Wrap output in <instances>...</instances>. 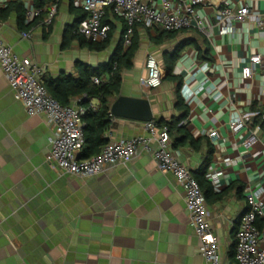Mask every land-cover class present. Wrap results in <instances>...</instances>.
<instances>
[{
  "label": "crops",
  "instance_id": "0c3cea01",
  "mask_svg": "<svg viewBox=\"0 0 264 264\" xmlns=\"http://www.w3.org/2000/svg\"><path fill=\"white\" fill-rule=\"evenodd\" d=\"M7 1L0 0V7ZM45 1L48 10L50 0ZM211 1L197 8L202 29L192 26L155 42L156 28L136 27L132 66L122 70L119 91L110 96L109 108L118 95L141 96L149 100L151 120L176 121L182 113L176 107V82L162 78L160 85L147 86L144 61L152 54L163 68V77L169 56L179 45V50L190 45L180 54L178 50L172 74L182 83L187 79L191 91L204 76L208 79L203 89L194 91L191 102L183 100L188 113L177 125L184 127L188 137L180 140L181 133L172 127L169 149L192 172L207 156V168L224 155L234 159L232 164L220 162L224 174L219 189L212 188L205 201L210 231L218 239L220 264H235L234 230L246 209L243 190L264 187V125L256 130L257 143L244 149L240 144L244 132L233 133L229 121L235 114L256 111L253 104L264 109V67L255 64L249 78L240 75L250 55L264 57V0H231L233 9L246 4L249 13L233 21L224 34L215 21L219 0ZM24 2L32 7V0ZM75 12L86 14L73 0H59L51 24L40 22L24 37L12 11L0 20V38L13 53L40 65L44 76L76 77L77 62L97 67L103 75L121 40L123 20L107 8L108 45L91 49L73 36ZM204 62L205 72L200 69ZM77 101L73 97L70 103ZM89 104L95 108L98 100L90 98ZM211 130L216 131L213 140L208 137ZM146 134L144 122L112 115L105 131L108 141ZM50 135L45 116L28 115L0 68V264H204L183 189L170 172L158 168L148 151L140 148L129 161L94 175H74L49 158ZM257 224L264 242V207Z\"/></svg>",
  "mask_w": 264,
  "mask_h": 264
},
{
  "label": "built area",
  "instance_id": "2783aa9c",
  "mask_svg": "<svg viewBox=\"0 0 264 264\" xmlns=\"http://www.w3.org/2000/svg\"><path fill=\"white\" fill-rule=\"evenodd\" d=\"M58 1L50 0L47 4L48 22L56 13ZM211 4V0H73V5L81 7L86 13L75 26L74 32L90 42L104 41L108 38L110 26L103 22V18L106 9L110 8L113 15L123 20L121 45L125 49L131 44L138 25L165 31H179L192 26L202 29L200 21L197 20V8ZM37 13V9L27 8L26 18L29 19ZM248 13L246 4L233 9L231 0H219L215 11L218 32L220 34L230 32L232 22L244 19ZM255 20L258 24L261 23L259 17L256 16ZM206 33L208 35V32ZM21 34L24 37L29 36L28 31H22ZM255 64L264 67V57L260 54H252L248 57V63L241 68L240 75L243 79L252 75ZM144 66L146 69L144 83L149 87L160 85L163 68L157 59L152 54H148ZM0 68L14 98L22 102L28 115L43 114L45 116L51 128L49 158L62 171L90 176L118 162L129 161L140 148L148 151L158 168L170 172L183 189L189 223L200 239V251L204 264H220L218 239L210 231L203 190L192 171L170 152L166 124H156L153 120L145 121L146 135L108 141L96 154L80 159L78 154L84 144L82 115L86 107L80 105L78 101L61 104L41 82L43 68L34 61L13 53L1 38ZM200 69L205 72L208 64L204 62ZM203 79L194 90L195 92L204 88L203 84L208 77L204 76ZM186 80L184 79L180 87V95L189 103L193 100L194 91L189 89ZM91 81L99 84L101 79L93 75ZM257 114L258 111H247L235 114L229 121V128L233 133L244 132L240 140L244 149L251 148L258 141L256 130L260 126L252 123V118ZM261 119L264 120V113L261 114ZM208 137L213 140L216 137V131H209ZM220 162L232 164L234 159L224 155L220 161L210 165L205 171L204 178L210 182L214 190L219 189V178L224 174ZM243 193L246 209L234 230L235 264H264V242L262 232L257 226V218L262 215L264 207V187L261 184L255 187L246 186Z\"/></svg>",
  "mask_w": 264,
  "mask_h": 264
},
{
  "label": "trees",
  "instance_id": "16d2710c",
  "mask_svg": "<svg viewBox=\"0 0 264 264\" xmlns=\"http://www.w3.org/2000/svg\"><path fill=\"white\" fill-rule=\"evenodd\" d=\"M32 7L38 10L37 15L31 19L26 18L27 7L24 0H9L6 5L0 7V20L7 18L11 12L16 14V23L20 31H28L33 26L38 23H43L50 25L53 19V16L50 18V21L46 23L44 18L47 16V9L45 8V0H32ZM70 8L75 9L71 4ZM77 14L75 23L73 24V36H76L83 42H86L88 47L91 49H103L108 45V38L101 42H90L84 39L81 35H78L74 32V28L77 23L83 18L84 14ZM46 15V16H45ZM107 9L105 11V16L103 22L109 23L106 19ZM136 31V29H135ZM177 31H165L157 29L155 42H159L164 37H171ZM135 35V32H134ZM134 35L132 37V42L127 48H123L121 45V40L117 45L116 49L110 56L109 60L105 64V73L102 75L97 67L90 66L88 64L77 62L75 64L78 76H73L70 74H60L57 77H48L41 75V82L46 87L47 91L57 99L61 104L70 103L71 98L77 97L78 103L84 107L86 110L82 115L83 120V132H84V144L78 157L89 158L90 156L96 154L100 148L108 142L107 137L105 136V131L109 127L111 122V115L109 112V98L113 94H116L119 91L121 83V73L122 70L128 69L132 66V58L134 56L135 49L137 47V42L134 40ZM181 47H177L175 51L169 56L170 60L166 61L165 73L162 78L172 80L176 82V107L180 108L182 113L178 119L172 121H165L163 119L155 120L156 124H166L168 127V132L172 127H175L176 132L181 133L179 139L183 141L188 137V133L184 130V127L178 126V122L181 118L185 117L188 113L186 104L183 101V98L180 95V87L182 84V79L178 75L172 74L173 62L177 58L178 50ZM207 51H204L203 57L206 58ZM97 75L100 77L101 82L95 84L91 81V77ZM96 98L98 100L97 107L89 106V99ZM253 110L258 111V114L253 117V124H259L260 126L264 125V120L261 119V114L264 113V109L255 106H251ZM180 141V142H182ZM193 144V141H190ZM176 143L174 142V145ZM195 147V146H194ZM208 152H212V147H208ZM210 162V157L207 156L201 167L192 172L193 176L197 179L200 184L204 196L212 190V187L209 185L207 180L204 178V173L207 169V166ZM258 226V224H257ZM259 228V227H258Z\"/></svg>",
  "mask_w": 264,
  "mask_h": 264
},
{
  "label": "water",
  "instance_id": "95a60500",
  "mask_svg": "<svg viewBox=\"0 0 264 264\" xmlns=\"http://www.w3.org/2000/svg\"><path fill=\"white\" fill-rule=\"evenodd\" d=\"M109 112L114 117H127L138 121L152 119L149 100L141 96L118 95L112 102Z\"/></svg>",
  "mask_w": 264,
  "mask_h": 264
},
{
  "label": "rangeland",
  "instance_id": "374dc122",
  "mask_svg": "<svg viewBox=\"0 0 264 264\" xmlns=\"http://www.w3.org/2000/svg\"><path fill=\"white\" fill-rule=\"evenodd\" d=\"M190 45L186 44L184 45L180 50H179V54L182 53L185 49H187Z\"/></svg>",
  "mask_w": 264,
  "mask_h": 264
}]
</instances>
